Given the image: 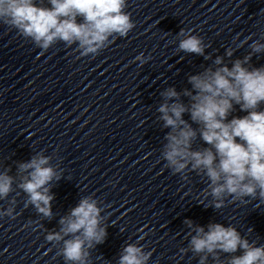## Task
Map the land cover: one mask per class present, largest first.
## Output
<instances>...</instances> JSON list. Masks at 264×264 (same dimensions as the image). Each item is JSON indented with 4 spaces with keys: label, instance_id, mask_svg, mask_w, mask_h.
<instances>
[{
    "label": "clouds",
    "instance_id": "9594fccd",
    "mask_svg": "<svg viewBox=\"0 0 264 264\" xmlns=\"http://www.w3.org/2000/svg\"><path fill=\"white\" fill-rule=\"evenodd\" d=\"M51 8L36 5L34 0H0V23L30 39L46 51L54 44L77 46L81 56H95L107 48L113 36L126 37L135 27L131 14L125 11L127 0H49ZM82 17L83 22H77ZM191 29H181L179 51L204 56L208 47L203 39L192 34ZM264 52V43L254 42L251 52L243 59H236L231 67L222 57L214 60L215 68L190 75L191 90L181 93L169 87L161 93L164 102L159 106V119L171 129L165 136L161 156L173 174L188 179L187 172H197L208 180L200 193L204 200L212 198L211 206L221 209L225 201L247 202V199L264 203V66L249 67L253 53ZM233 51L229 49L230 58ZM210 57H205L209 59ZM151 57L141 53L135 60L141 64ZM244 116H229L236 111ZM187 113L191 123L184 119ZM193 124L197 127H193ZM197 136L209 147L193 149ZM49 157L38 155L21 163V172H27L19 187L28 195L26 205L35 207L44 217H51L49 185L59 174L49 166ZM13 177L0 173V199L12 191ZM257 207L260 206L258 203ZM101 208L89 196L82 198L70 214L61 218L58 232H48L46 240L62 243L60 255L65 264H88L90 250L102 244L107 236L101 226ZM0 216L15 218L14 208L0 212ZM192 228L191 221H185ZM189 248L201 254L199 264L209 256L219 259V253L229 254L227 264H264V245L250 242L234 226L211 223L207 231L195 227ZM188 249L181 248L185 253ZM240 252L239 255L236 253ZM151 251L129 244L123 250L119 264H148Z\"/></svg>",
    "mask_w": 264,
    "mask_h": 264
}]
</instances>
